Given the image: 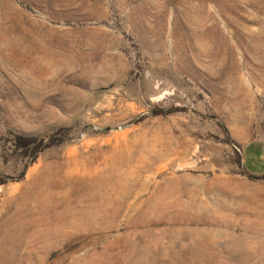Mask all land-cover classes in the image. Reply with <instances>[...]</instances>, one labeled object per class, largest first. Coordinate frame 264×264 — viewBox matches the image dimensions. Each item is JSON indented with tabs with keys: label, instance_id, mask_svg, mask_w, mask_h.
Wrapping results in <instances>:
<instances>
[{
	"label": "rangeland",
	"instance_id": "1",
	"mask_svg": "<svg viewBox=\"0 0 264 264\" xmlns=\"http://www.w3.org/2000/svg\"><path fill=\"white\" fill-rule=\"evenodd\" d=\"M0 264H264V0H0Z\"/></svg>",
	"mask_w": 264,
	"mask_h": 264
},
{
	"label": "trees",
	"instance_id": "2",
	"mask_svg": "<svg viewBox=\"0 0 264 264\" xmlns=\"http://www.w3.org/2000/svg\"><path fill=\"white\" fill-rule=\"evenodd\" d=\"M42 143L43 140L37 138L26 139V138H21L19 136H14L13 139V145L15 149H24L25 151L27 150L35 151L37 146H41Z\"/></svg>",
	"mask_w": 264,
	"mask_h": 264
},
{
	"label": "bare ground",
	"instance_id": "3",
	"mask_svg": "<svg viewBox=\"0 0 264 264\" xmlns=\"http://www.w3.org/2000/svg\"><path fill=\"white\" fill-rule=\"evenodd\" d=\"M232 243H234V242H232ZM245 243H246V242H244V245H245ZM244 245H243V247H245ZM234 246H235V245H233V247H234ZM246 246H247V245H246ZM233 247H232V248H233ZM232 248H231V249H232ZM238 249H239V248H238Z\"/></svg>",
	"mask_w": 264,
	"mask_h": 264
}]
</instances>
